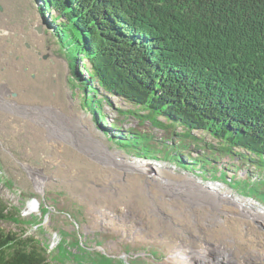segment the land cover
Returning <instances> with one entry per match:
<instances>
[{"label":"rangeland","instance_id":"obj_1","mask_svg":"<svg viewBox=\"0 0 264 264\" xmlns=\"http://www.w3.org/2000/svg\"><path fill=\"white\" fill-rule=\"evenodd\" d=\"M39 4V0H0V56L9 57V61L2 62L0 74L6 72L7 78H11L14 83L37 80L38 84L35 86L29 83L27 91L42 103L48 102L50 95L55 96L57 91L59 99L63 100L69 109L72 104L76 111L87 115L93 126V133L105 143L108 150L124 153L134 161L129 162L131 165H135L137 160L166 165L174 171L163 174L174 176V180L179 178L175 177L176 173L180 176L189 174L198 177L210 187H213L210 182L217 184L220 192L228 190L238 198L252 200L256 207L251 206V210L257 221L241 219L235 204H229L226 212L219 213L222 217L220 221L216 217L213 218L216 210H199L196 215L191 216L187 211L174 208L173 204L168 202L163 206L158 205L161 209H151L148 204L151 200H157L160 191L159 184L153 185L154 183L150 182L151 179L159 178L155 167L145 173L149 181H138L135 174H140V170L129 173L125 171L124 174L112 171L79 141L71 143L66 149L67 153L60 152L58 160L48 159L46 157L53 155L54 151L40 150L33 141L35 136L32 131L23 121L13 117L12 111L16 104L8 105L0 99V198L10 212L1 227L22 237L39 240L51 255L60 253L59 247L65 248L66 255L58 256L64 262L62 264H237L244 261L243 252L248 248L251 249L249 256L254 257L257 254L256 256L262 259L264 246L260 244H264V202L259 200L255 190L250 188L249 194L242 193L243 183L237 185L234 182L242 178L249 183L255 181L253 174L247 169L248 165L242 162L244 160L220 151L216 146L205 147L197 152L193 151L191 146V150L183 152V158H197L195 164L187 159L179 162L172 157L174 152L168 145H157L158 139L165 134L161 128L151 125L148 120H139L136 114L128 112L138 105L109 94L94 82L92 86L99 90L96 94L93 93L94 99L99 101L96 109L102 111L105 116V119L97 120L93 115L94 111L91 112L84 101V90L70 70L72 65L77 73L82 74L78 68L77 55L69 52L71 57L67 58V54L59 49L62 47L48 24L56 12L52 10L43 15ZM38 25H42V33L36 31ZM11 33L17 37L15 41L13 37L6 38ZM14 50L15 53L11 55ZM17 51L22 52L23 58L19 57ZM31 54L44 64L42 71L47 77L33 72L26 74L25 78L23 72L33 70L28 63ZM82 61L86 63L85 60ZM82 61H79V65ZM81 77L83 79V74ZM17 88L18 86L14 90ZM3 92L6 98H10L13 89L6 87ZM53 99L51 97L50 101ZM45 110L42 109V112L45 113ZM28 116L32 117L33 123L44 127L41 117L39 119L34 114ZM7 120H16L18 126L5 125ZM111 124L119 127V135L129 130L144 134L153 133L155 139L151 140L150 144L151 148L156 150V158L141 156L135 148L121 143L122 136L116 138L111 134V130H108ZM175 130L184 132L182 127ZM64 132L66 134L60 137L71 141L73 131L68 129ZM192 132L202 135L199 130ZM44 136L50 139L56 137L54 134ZM206 138L216 142L208 135ZM44 150L45 154L42 155ZM164 151L168 152L169 156H166ZM37 152L38 158L34 157ZM202 152L209 158L208 163L199 158ZM66 155L68 156L65 157ZM63 160L68 167L74 164L75 168L71 171L61 168ZM183 164L188 166L189 170L185 169ZM100 167L103 172H100ZM37 169L42 170L38 176L34 173ZM220 170L225 172V177H217L221 174ZM45 174H53L55 177L51 178V182L47 180L46 185L45 180H42L47 177ZM129 194L135 196L137 207H132L135 210L122 206L124 200H128ZM98 196L103 200H98ZM151 196L154 198H150ZM113 206H116V211ZM176 218L179 219L180 225ZM186 222L187 225L184 224ZM246 224H249L248 228H245ZM179 229L182 230L180 234ZM202 232L206 235L203 236ZM257 235L263 236V239ZM216 240L220 245L226 246L230 253L218 250L211 252L209 246L214 243L209 242L218 243ZM222 240L226 242L223 243ZM201 247L204 249L197 250ZM234 248L240 252H232Z\"/></svg>","mask_w":264,"mask_h":264},{"label":"trees","instance_id":"obj_2","mask_svg":"<svg viewBox=\"0 0 264 264\" xmlns=\"http://www.w3.org/2000/svg\"><path fill=\"white\" fill-rule=\"evenodd\" d=\"M39 1L43 15L56 12L45 20L59 49L67 58L77 55L83 79L75 66L70 70L97 120L105 116L96 109L94 82L138 105L128 112L161 128L157 145H168L179 162L191 146L196 152L216 146L244 160L255 181L234 182L264 202V0ZM108 130L139 155L156 158L153 133L119 135L114 124ZM199 158L208 163L203 152ZM9 213L0 198V264L64 263L58 256L65 248L51 255L39 240L5 231Z\"/></svg>","mask_w":264,"mask_h":264},{"label":"bare ground","instance_id":"obj_3","mask_svg":"<svg viewBox=\"0 0 264 264\" xmlns=\"http://www.w3.org/2000/svg\"><path fill=\"white\" fill-rule=\"evenodd\" d=\"M8 37L10 38L13 37V41H15L17 38V37H14L12 33L8 35L6 38ZM13 53H15V50L11 52V55ZM18 55L19 57L23 58L22 52H18ZM28 60H29L28 62L29 67L33 68V70H30L27 72H23L22 70H20V72H23L25 74V78L27 76L26 74L33 73V72H36L39 76H42L44 78L47 77L46 74L43 75L44 71H42L44 69V64L38 61L37 58L33 54H31L30 57H28ZM4 61H9V57L7 58V57L0 56V66L3 65L2 62ZM16 63H19V62H16ZM29 83H31L32 86H35L36 84H38L37 80H33V81L28 80L26 82L14 83V81L11 78H7L6 72L5 74H0V99L1 101H5L6 104L8 105L16 104L14 110L12 111V113L14 114L13 117H16L17 119L23 121L24 125H26L32 131V134L35 136L33 141L40 150L45 149V150H48L49 152L50 150L54 151L53 155H50L46 158L54 159V161L58 160L57 158L60 152L65 153L66 149L71 146V143L74 144L75 142L79 141L83 146H85L88 149L90 153L95 155L97 159H99L102 163L107 164L109 169L112 171H120L121 173L124 174L125 171L129 173L130 171L140 170V174L135 172L137 173L135 174V179L138 181H143V180L149 181L148 180L149 178L146 177L145 173H149L150 170L153 167H155V169L158 171L159 178L151 179L150 182L154 183L153 185L159 184L160 191L158 193L157 200L156 199L155 201L151 200L150 204H148V206L151 209H161V207L159 208L158 205L163 206L165 203L168 202L170 204H173L174 208L187 211L191 216L196 215L199 210H205V211L206 210L208 211L216 210L217 212H215V216L213 218L215 219L216 217L217 220L220 221L222 217L219 216V213L226 212L227 206L229 204L231 205L235 204L238 207L237 214L242 217V218L240 217L241 219L257 221V219H255L256 217L253 216V213L251 210V206L256 207L255 202H253L250 199H246V198H238L231 191H228V190L225 192H220V189L216 187L217 184L210 182V184L213 186V187H210L208 184L199 180L198 177H192L189 174L180 176L176 173L175 177L179 176V178H177V180H174V176L170 177V176H165L163 174V173L167 174L169 172H173L174 169L173 170L171 168L169 169L166 165H158V164L156 165L153 162H143L141 160H137L135 161L136 166L131 165L129 163L131 161L130 158L127 157L124 153L112 152L108 150L105 143L97 135H95V133H93V126L90 123L85 113L76 111L72 107V104H70L69 107L71 109H69L67 107V104L63 100L59 99V95L57 91H56L55 96L50 95V100H51V97L54 98L52 101L49 100L46 103H42L40 100L37 99V97L32 96L27 91V89L29 88ZM14 86L16 87L18 86V88L14 90L16 88ZM6 87L13 89V94L10 98H6L4 96L3 90ZM42 109H46L45 113L42 112ZM30 114H34L38 118L41 117V120L43 119L44 127L33 123L32 117L28 116ZM81 122H84L85 124L82 125ZM5 125L18 126L16 124V120H7L5 122ZM46 126L48 127L47 130L45 129ZM68 129L73 131L72 133L70 132L71 135L73 136V138L70 137L71 141L60 137L62 134H66V132L64 131ZM46 134H54L56 135V137L50 139L44 136ZM29 143H31L30 140H29ZM3 148L6 149L5 147ZM45 150L42 151L43 152L42 155L45 154ZM8 151L10 152V150ZM67 156L68 155H66L65 157ZM34 157H37V158L39 157L38 152L34 155ZM131 162H134V161H131ZM61 166H62L61 168H65L70 171L75 168L74 164L70 166L71 168L68 167V165L65 163L64 160L61 162ZM39 171L41 172L42 170H39ZM39 171L37 169V171L34 172L35 175L38 176L40 174ZM100 172H103L102 168ZM65 175L67 176V174ZM53 177H54L53 174L47 175V177L45 176V178H43L42 180H45L44 183L46 185L47 180L51 182L52 180L51 178ZM37 180H39V177L37 178ZM210 193H211V196H209ZM171 197H172V200H170ZM150 198L153 199L154 196H151ZM97 199L101 201L103 200L101 196H98ZM134 199H135V196L129 194L128 200L126 201L125 199L124 200L125 203L123 202L122 206L131 208V209L137 207V202ZM113 209L114 211H116V206H113ZM186 217H187V222H189L190 221L189 216L187 215ZM187 222L184 224L187 225ZM175 223L177 222L175 221ZM178 223L180 225L179 219H178ZM248 227H249V224H246L245 228H248ZM180 232H182L181 229H179L178 233L180 234ZM202 234L203 236L206 235L204 232H202ZM257 237L263 239V236L261 235H257ZM216 242L218 243H215L213 241L209 242V243H214V244H210L209 246V249L211 252L215 253L217 252L216 250H218V251H226L225 252L226 254L230 253L228 252L230 250H228L226 246L220 245L221 243H219L218 240H216ZM222 242L225 243L226 241L222 240ZM260 245L264 246V244L262 243ZM188 248L194 249L195 247H188ZM201 249H204V248L201 247L200 249H197V250L200 251ZM236 250L237 248H234L232 252ZM249 250L251 249L248 248L245 250V252H243L244 261H239V263L237 264H258L260 262L261 264H263L264 255L261 254V256H263L262 259L259 256H256L257 254L254 255V257H251L249 256L250 254L248 253ZM238 252H240V250Z\"/></svg>","mask_w":264,"mask_h":264},{"label":"water","instance_id":"obj_4","mask_svg":"<svg viewBox=\"0 0 264 264\" xmlns=\"http://www.w3.org/2000/svg\"><path fill=\"white\" fill-rule=\"evenodd\" d=\"M36 31L39 32V33H42L44 31L42 25L36 26Z\"/></svg>","mask_w":264,"mask_h":264}]
</instances>
